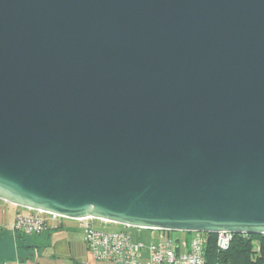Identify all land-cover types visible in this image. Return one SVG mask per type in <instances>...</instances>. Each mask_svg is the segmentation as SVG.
<instances>
[{
  "label": "water",
  "instance_id": "water-1",
  "mask_svg": "<svg viewBox=\"0 0 264 264\" xmlns=\"http://www.w3.org/2000/svg\"><path fill=\"white\" fill-rule=\"evenodd\" d=\"M0 199L264 234V0H0Z\"/></svg>",
  "mask_w": 264,
  "mask_h": 264
},
{
  "label": "built area",
  "instance_id": "built-area-1",
  "mask_svg": "<svg viewBox=\"0 0 264 264\" xmlns=\"http://www.w3.org/2000/svg\"><path fill=\"white\" fill-rule=\"evenodd\" d=\"M28 210V213L16 214L13 223L15 231L23 235L40 234L48 230L50 223L73 220L81 226L85 245L94 260H106L112 264H204V247L210 240V233L205 232L187 233L181 237L172 231H164L157 241L148 244L132 242L130 235L124 231L95 229L92 224L94 218L72 219L41 210ZM232 236V233L223 231L214 233L213 238L219 249H226ZM144 248L148 249V256L142 254Z\"/></svg>",
  "mask_w": 264,
  "mask_h": 264
},
{
  "label": "crops",
  "instance_id": "crops-1",
  "mask_svg": "<svg viewBox=\"0 0 264 264\" xmlns=\"http://www.w3.org/2000/svg\"><path fill=\"white\" fill-rule=\"evenodd\" d=\"M23 211L20 206L0 199V264H112L94 260L85 245L82 228L75 221L50 223L48 230L40 234L15 231V216ZM172 233L180 236V232ZM142 254L148 256V249L144 248Z\"/></svg>",
  "mask_w": 264,
  "mask_h": 264
},
{
  "label": "trees",
  "instance_id": "trees-1",
  "mask_svg": "<svg viewBox=\"0 0 264 264\" xmlns=\"http://www.w3.org/2000/svg\"><path fill=\"white\" fill-rule=\"evenodd\" d=\"M117 231H124L128 234L126 229ZM209 236L210 240L204 247V264H264V234H233L226 249H219L216 246L214 234L210 233ZM255 240L259 242L258 250H254L253 241ZM151 241L155 240L151 239L148 243Z\"/></svg>",
  "mask_w": 264,
  "mask_h": 264
},
{
  "label": "rangeland",
  "instance_id": "rangeland-1",
  "mask_svg": "<svg viewBox=\"0 0 264 264\" xmlns=\"http://www.w3.org/2000/svg\"><path fill=\"white\" fill-rule=\"evenodd\" d=\"M21 208L24 210L23 212H29V210L27 208H25V207H21ZM1 209H2V206H1ZM63 220L65 222L73 221V220H66V219H63ZM76 223H78V222H76ZM92 224L95 227V229L102 230V231H117L120 229H126L128 234L131 236V239L133 242H137L139 240L149 241L150 237H152L155 241H157L160 237L159 235L164 232V230H151V229H143V228H137V227H132V226H124L122 224H117V223H113V222H104V221H101L98 219H94L92 221ZM173 232H176V231H173ZM186 233L191 234L192 232L180 231L179 234L181 237H184L186 235ZM191 235H193V234H191ZM253 245H254V250H258V248H259L258 240L253 241Z\"/></svg>",
  "mask_w": 264,
  "mask_h": 264
}]
</instances>
